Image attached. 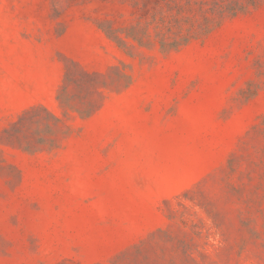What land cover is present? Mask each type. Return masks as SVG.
<instances>
[{"label": "rangeland", "instance_id": "1", "mask_svg": "<svg viewBox=\"0 0 264 264\" xmlns=\"http://www.w3.org/2000/svg\"><path fill=\"white\" fill-rule=\"evenodd\" d=\"M0 264H264V0H0Z\"/></svg>", "mask_w": 264, "mask_h": 264}, {"label": "trees", "instance_id": "2", "mask_svg": "<svg viewBox=\"0 0 264 264\" xmlns=\"http://www.w3.org/2000/svg\"><path fill=\"white\" fill-rule=\"evenodd\" d=\"M215 6H217V8L219 7V6H221L222 7V5L219 3V2H217V1H215ZM223 8V7H222ZM231 9H234V7H231ZM206 20H208L209 21V18L208 17H206Z\"/></svg>", "mask_w": 264, "mask_h": 264}]
</instances>
